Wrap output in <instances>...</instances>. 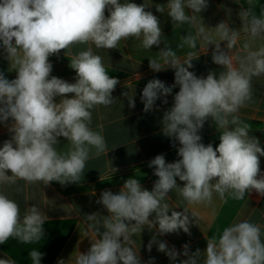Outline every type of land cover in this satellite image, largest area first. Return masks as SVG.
Returning <instances> with one entry per match:
<instances>
[{
    "label": "clouds",
    "instance_id": "1",
    "mask_svg": "<svg viewBox=\"0 0 264 264\" xmlns=\"http://www.w3.org/2000/svg\"><path fill=\"white\" fill-rule=\"evenodd\" d=\"M207 6V0H168L166 4L174 24H189L196 30L195 35L184 36L178 47L197 49L199 40L200 50L206 53L214 44L212 60L223 70L218 75L210 72L206 78L197 77L189 70L192 60L198 58L195 53L181 60L166 44L159 51L160 59H149V67L156 72L174 69L175 84L166 86L152 79L142 90L147 112L179 86L173 106L163 115L162 131L178 141L181 159L168 163L161 154L149 162L158 177L151 191L144 189L139 179L129 178L118 194L102 192L97 203L108 215L86 217L92 243L87 252L78 253L75 264H141L133 237L145 227L152 230L158 225L161 235L180 230L190 234L188 208L175 211L165 202L173 190L187 205H211L214 194L221 201L227 197L243 200L253 190L264 196L260 170L264 148L250 135L251 125L238 115L253 99V77L264 76V43L253 48L258 38H264V9L257 15L254 0H247V7L239 13L240 30L221 22L210 33L199 15ZM147 7L128 0H0V48L17 72L12 80L0 72V123L12 121L11 139L0 147V185H14L18 180L43 185L79 183L87 162L109 151L102 128H92V114L98 106L115 102L112 93L119 80L109 75L93 46L110 50L133 37L142 38L145 49L159 46L163 35L160 22ZM156 9L165 13V5ZM241 31L249 39L236 50ZM221 41L227 42L225 49ZM81 44L88 45L87 49L73 55L69 64L75 70V82L52 76L49 57ZM68 94L74 95L69 98ZM122 95L134 108L132 95ZM209 118L220 132L216 148L205 146L198 134ZM59 137L68 141L67 151L57 149ZM177 177L184 182L182 187ZM47 219L36 205L22 215L20 205L0 192V244L9 239L23 244L39 242ZM262 235L259 224L238 221L226 227L218 239H207L203 253L197 249L189 255L185 244L183 255L188 258L180 264H201L202 256V264H264ZM153 242L155 238L148 244L149 251ZM158 251L171 260L180 255L165 242L158 244ZM29 255L32 264H41L40 251L33 249ZM0 264L15 261L0 259Z\"/></svg>",
    "mask_w": 264,
    "mask_h": 264
},
{
    "label": "crops",
    "instance_id": "2",
    "mask_svg": "<svg viewBox=\"0 0 264 264\" xmlns=\"http://www.w3.org/2000/svg\"><path fill=\"white\" fill-rule=\"evenodd\" d=\"M128 2L138 5L147 4L146 11L158 17L163 35L161 44L151 49L143 48L142 38L135 37L127 41L121 40L117 48L110 50L95 49L93 46L94 52L103 57L109 75L119 80L112 93L115 102L108 107L98 106L92 114V128L96 131H101L102 128L109 151L87 162L79 183L61 185L53 181L43 185L40 182L28 184L18 180L14 185H0V192L20 205L22 215L26 208L36 205L46 214L47 221L74 222L72 231L52 264H58L60 260L65 264H75L78 253L88 251L93 234L87 229L86 217L94 213L108 215L103 205L97 203L102 192L109 190L118 194L129 178L139 179L142 187L151 191L158 177L154 175V168L149 167V162L161 154L168 163L181 159L177 153L165 156L178 150L180 145L174 138L165 136L162 131L163 115L173 106L179 86L173 87L172 93L166 97H160L150 111H144L141 100L143 88L152 79H159L166 86L174 85L175 70L168 68L156 72L149 67V59H160L159 51L167 44L181 60L190 53H195L198 58L192 60L193 67L189 70L197 77L206 78L210 72L218 75L223 70L212 60L214 44L208 46L206 53L200 50L199 40L197 49H191L187 45L184 48L178 47L184 36L195 35L196 30L189 24L173 23L167 15L168 0H128ZM207 4V8L199 15L203 24L209 27L206 28L208 32L213 33L214 29L211 28L221 22L227 23L233 30L241 29L242 20L239 13L244 7L240 0H207ZM157 5H165V13L158 12ZM105 15H108L107 10ZM247 39L249 38L241 31L236 50L241 49ZM226 43V41L220 42L222 49H225ZM261 43H264V38H258L253 43V48L259 47ZM87 47L88 45L82 44L73 45L69 50H61L58 55L50 56L49 61L53 65L51 75L74 83L76 73L69 66L70 61L73 55L86 50ZM0 72L9 80L15 79L17 75L2 48H0ZM252 83L253 99L239 110L238 115L251 125L250 135L257 138L261 148H264V76L253 77ZM122 93L132 95L135 101L134 108L129 106L128 97ZM73 95L68 94V97L71 98ZM56 99L58 101L59 97ZM165 99L167 103L163 102ZM11 123V118L7 123H0V147L3 146L4 141L11 139L12 133L9 132ZM198 134L201 135V142L205 146L212 144L216 148L220 143V132L211 118L204 123ZM56 147L60 151H67L69 145L66 138L59 137ZM260 170L264 174V156L260 157ZM8 174H11L10 171ZM176 179L177 184L182 187L184 182L178 177ZM165 202L175 211L183 212L184 207L188 208L190 234L180 230L177 233L161 235L158 232V225L152 230L145 227L140 234L137 233L133 237L136 240L141 264H180L188 258L183 255L185 244L188 245L189 255L197 249L203 253L207 248V239H218L226 227L241 220L259 224L264 234V196H260L255 190L246 194L243 200L227 197L225 201H221L218 195L214 194L211 205H187L178 192L173 190ZM191 212L195 213L196 217H193ZM100 231L103 232V229L101 228ZM154 238L155 242L152 243L149 251L148 244ZM160 242H165L169 250L175 249L180 254L176 260H171L165 252L158 251ZM9 258L0 250V259ZM202 260L203 256L201 264Z\"/></svg>",
    "mask_w": 264,
    "mask_h": 264
},
{
    "label": "trees",
    "instance_id": "3",
    "mask_svg": "<svg viewBox=\"0 0 264 264\" xmlns=\"http://www.w3.org/2000/svg\"><path fill=\"white\" fill-rule=\"evenodd\" d=\"M240 2L244 8L247 7V0H240ZM254 4V10L259 15L264 9V0H254ZM175 153L177 150L165 156L168 157ZM73 224L71 220L46 221L43 225L44 236L39 242L23 244L15 239H9L6 243L0 244V250L17 264H32L29 254L31 250L36 249L43 254L41 264H52L72 231Z\"/></svg>",
    "mask_w": 264,
    "mask_h": 264
}]
</instances>
